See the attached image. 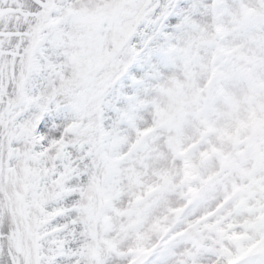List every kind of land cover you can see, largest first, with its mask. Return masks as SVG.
Wrapping results in <instances>:
<instances>
[{"label": "rangeland", "instance_id": "374dc122", "mask_svg": "<svg viewBox=\"0 0 264 264\" xmlns=\"http://www.w3.org/2000/svg\"><path fill=\"white\" fill-rule=\"evenodd\" d=\"M38 11L0 21V90L21 70L1 134L0 264H43L59 224L78 238L67 264H264V0ZM43 48L57 60L34 89ZM48 112L67 118L44 133ZM198 232L219 245L198 249Z\"/></svg>", "mask_w": 264, "mask_h": 264}, {"label": "bare ground", "instance_id": "6f19581e", "mask_svg": "<svg viewBox=\"0 0 264 264\" xmlns=\"http://www.w3.org/2000/svg\"><path fill=\"white\" fill-rule=\"evenodd\" d=\"M47 2V0H26L25 3H23V6H17L14 3H11L9 0H0V21H29L26 17H18V18H12V15L10 13H20L23 15H33L37 14L39 11V5L40 3ZM23 23V24H24ZM26 25V24H25ZM24 36L19 39L14 49L16 50V53L21 54L23 53L26 44H27V36L24 31ZM43 60H42V66L41 68L35 69L32 74L29 77V82L34 85V89L41 87V74L44 71H47L51 64H53L57 60V50L54 48L45 49L43 48ZM21 70L18 67L17 63L11 66L10 69L7 70V80L4 83L3 88L0 90V149L2 147V141H1V134H2V126L3 123L7 120L8 110H9V101L11 98H13L18 84V79L20 76ZM33 89V90H34ZM38 92V90L36 91ZM67 118V114L65 112H48L46 113L41 120V127L42 131L45 133V130L50 129L56 121H60ZM39 141V140H38ZM42 141H40L41 143ZM62 153L59 154L61 156ZM82 166V164L80 165ZM82 167H85L84 165ZM84 170H87L86 168H83ZM81 168H74L73 172L76 174L73 175H80ZM1 229L3 231H7L8 229V222L7 219L4 217V214H2V221H1ZM66 231V234L69 237H65L64 233ZM53 234L55 237L47 239L45 242V248L47 250H50L51 253L48 255H44L42 257L43 264H67V258L69 254L72 253V250L77 244L76 236H74L75 231L73 228L68 227L67 224H59L53 229ZM13 261V262H12ZM11 264H14V259H11Z\"/></svg>", "mask_w": 264, "mask_h": 264}, {"label": "water", "instance_id": "95a60500", "mask_svg": "<svg viewBox=\"0 0 264 264\" xmlns=\"http://www.w3.org/2000/svg\"><path fill=\"white\" fill-rule=\"evenodd\" d=\"M192 242L200 249L208 250L218 242L214 241L210 236H204L200 233L193 234Z\"/></svg>", "mask_w": 264, "mask_h": 264}]
</instances>
